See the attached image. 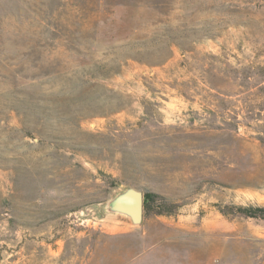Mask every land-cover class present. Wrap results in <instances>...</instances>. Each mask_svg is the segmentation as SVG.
<instances>
[{
  "label": "rangeland",
  "instance_id": "rangeland-1",
  "mask_svg": "<svg viewBox=\"0 0 264 264\" xmlns=\"http://www.w3.org/2000/svg\"><path fill=\"white\" fill-rule=\"evenodd\" d=\"M249 207L264 0H0V264H264Z\"/></svg>",
  "mask_w": 264,
  "mask_h": 264
},
{
  "label": "water",
  "instance_id": "water-1",
  "mask_svg": "<svg viewBox=\"0 0 264 264\" xmlns=\"http://www.w3.org/2000/svg\"><path fill=\"white\" fill-rule=\"evenodd\" d=\"M119 207L122 211L128 213L133 221L140 222L142 215V197L136 191H131L125 195L119 202Z\"/></svg>",
  "mask_w": 264,
  "mask_h": 264
},
{
  "label": "trees",
  "instance_id": "trees-1",
  "mask_svg": "<svg viewBox=\"0 0 264 264\" xmlns=\"http://www.w3.org/2000/svg\"><path fill=\"white\" fill-rule=\"evenodd\" d=\"M154 195L152 193H145L143 195V204L145 208H149L150 204L154 202ZM239 212L250 218L264 219V208H239Z\"/></svg>",
  "mask_w": 264,
  "mask_h": 264
}]
</instances>
